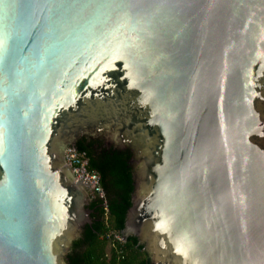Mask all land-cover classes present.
Instances as JSON below:
<instances>
[{
	"label": "water",
	"instance_id": "water-1",
	"mask_svg": "<svg viewBox=\"0 0 264 264\" xmlns=\"http://www.w3.org/2000/svg\"><path fill=\"white\" fill-rule=\"evenodd\" d=\"M83 137L130 150L150 264H264V0H0V264H68Z\"/></svg>",
	"mask_w": 264,
	"mask_h": 264
},
{
	"label": "trees",
	"instance_id": "trees-1",
	"mask_svg": "<svg viewBox=\"0 0 264 264\" xmlns=\"http://www.w3.org/2000/svg\"><path fill=\"white\" fill-rule=\"evenodd\" d=\"M76 147L88 156L89 169L100 174L105 189L108 210L102 201L94 199L89 207L91 222L72 242L68 264H150V255L137 236L124 241L115 239L112 232H123L126 214L134 192L131 152L115 146L107 147L102 139L83 137Z\"/></svg>",
	"mask_w": 264,
	"mask_h": 264
},
{
	"label": "built area",
	"instance_id": "built-area-1",
	"mask_svg": "<svg viewBox=\"0 0 264 264\" xmlns=\"http://www.w3.org/2000/svg\"><path fill=\"white\" fill-rule=\"evenodd\" d=\"M66 163L72 169L75 177H86L91 199H99L102 201L103 208L108 210V200L105 189L101 183L100 174L97 171L89 169L88 156L86 151L79 150L76 146H68L66 148ZM115 239L124 241L123 234L120 232H112Z\"/></svg>",
	"mask_w": 264,
	"mask_h": 264
},
{
	"label": "flooded vegetation",
	"instance_id": "flooded-vegetation-1",
	"mask_svg": "<svg viewBox=\"0 0 264 264\" xmlns=\"http://www.w3.org/2000/svg\"><path fill=\"white\" fill-rule=\"evenodd\" d=\"M130 151V150H129Z\"/></svg>",
	"mask_w": 264,
	"mask_h": 264
}]
</instances>
